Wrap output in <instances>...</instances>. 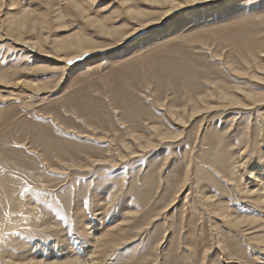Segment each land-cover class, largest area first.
<instances>
[{"label":"rangeland","instance_id":"374dc122","mask_svg":"<svg viewBox=\"0 0 264 264\" xmlns=\"http://www.w3.org/2000/svg\"><path fill=\"white\" fill-rule=\"evenodd\" d=\"M125 1L0 0V264H264V0Z\"/></svg>","mask_w":264,"mask_h":264},{"label":"bare ground","instance_id":"6f19581e","mask_svg":"<svg viewBox=\"0 0 264 264\" xmlns=\"http://www.w3.org/2000/svg\"><path fill=\"white\" fill-rule=\"evenodd\" d=\"M67 1V0H66ZM155 1V0H154ZM174 1V0H173ZM180 1V0H179ZM218 2V0H197V2L196 3H192L191 2V0H182L181 2H174V4H172L171 2H168V1H165V0H157V3L156 4H166V6L167 7H169V11L167 12L168 14H170L171 12H175V11H178V10H180V9H183V8H185L186 6H193V5H195L196 7L197 6H200V5H205V4H208V3H215V2ZM222 1H227V2H229V0H222ZM235 1V0H234ZM237 1V0H236ZM235 1V2H236ZM68 2H69V0H68ZM125 2H127V0L125 1ZM152 2V1H151ZM226 2V3H227ZM70 3V2H69ZM133 3V2H132ZM153 4H154V2H152ZM231 3V2H230ZM126 4V3H125ZM227 4H229V3H227ZM227 4H226V6H227ZM232 4V3H231ZM178 5H183V7H178ZM75 6V5H74ZM74 8H76V7H74ZM129 9V8H128ZM130 10V9H129ZM136 10V9H135ZM67 11H69V10H67ZM128 12V11H127ZM133 12V11H132ZM132 12H130L131 14H132ZM140 12V11H139ZM158 12V11H157ZM129 13V12H128ZM159 14H161L162 15V13L161 12H158ZM25 14V13H24ZM140 14V13H139ZM156 14V13H155ZM153 15H154V13H153ZM138 16V19H139V15H137ZM136 16V17H137ZM155 16V15H154ZM157 16L159 17V15L157 14ZM164 16H166L164 13H163V15L161 16V18H159L158 20H156L155 21V19L153 18V20L154 21H149V23H146V24H140V25H137L138 26V29H134L133 31V33L132 34H130V35H127L126 37H123L124 35H122V37L121 38H123L122 40L121 39H119L120 41H118L120 44L123 42V41H125V40H132L133 38H136L137 36V33L139 32V31H141V30H143V31H147L148 29H152V28H154L156 25H158L159 23H160V21H162V18H164ZM87 17V16H86ZM146 17V16H145ZM158 17H156V19L158 18ZM27 18V17H26ZM166 18V17H165ZM140 19H142V18H140ZM147 20H148V18H146ZM145 19V20H146ZM152 19V18H151ZM143 20V19H142ZM138 21V20H137ZM141 21V20H140ZM147 22V21H146ZM134 23V22H133ZM142 23V22H141ZM162 23V22H161ZM13 24H15V23H13ZM20 24H22V22L20 23ZM19 24V25H20ZM131 24V23H130ZM24 25V24H23ZM133 25V24H132ZM9 26V25H8ZM20 28V27H19ZM18 28V29H19ZM27 28V27H26ZM103 28V27H102ZM112 29V28H111ZM20 30V29H19ZM29 30V29H28ZM41 31H44V30H41ZM104 31H105V29H104ZM117 31V30H116ZM109 32V31H108ZM110 32H112V31H110ZM16 33H17V31H16ZM122 33V32H121ZM129 32H127V34H128ZM14 34H15V30H14ZM97 34H99V33H97ZM115 34V33H114ZM124 34V33H123ZM17 35H20V34H17ZM24 35V34H23ZM31 35V34H30ZM35 36V35H34ZM41 36V35H40ZM111 36V35H110ZM115 36V35H114ZM136 36V37H135ZM5 37V36H4ZM82 37V36H81ZM113 37V36H112ZM112 37H111V39H112ZM6 38V37H5ZM14 38H16V37H14ZM18 38V37H17ZM26 38V37H25ZM117 39H118V36L116 37ZM116 38H114V40H116ZM37 39H38V37H37ZM13 40V39H12ZM130 40V41H131ZM133 40H135V39H133ZM17 41V40H16ZM23 41V40H22ZM25 41V40H24ZM61 41V40H60ZM85 41V40H84ZM116 41V42H117ZM71 42H74L75 43V46H74V49L75 50H77V51H75L73 54H71V55H74L75 57H73L74 59L75 58H78L79 57V59L81 60V59H83V58H85V57H88V55H91V54H93L94 53V50H95V47H93V46H91V47H87V46H90L89 44L87 45V46H85L84 45V43H83V41H81V40H79V39H76V38H74V37H70V38H68V40H67V42H64V43H60V42H57V46H58V48L59 49H61L62 51H64L65 52V50H68V49H70V46H69V44L71 43ZM17 44V43H16ZM56 44V43H55ZM134 44V43H133ZM20 45V44H19ZM26 45V44H25ZM27 45H29L30 46V48L31 49H35V48H37V44L36 43H30V44H27ZM136 45V44H135ZM56 46V47H57ZM72 46V45H71ZM132 46V45H131ZM56 47H54V48H56ZM111 47V46H110ZM71 50V49H70ZM58 52V51H57ZM77 52V53H76ZM88 54V55H86V56H84L85 54ZM41 55V54H40ZM84 56V57H81V56ZM109 55V54H108ZM70 56V55H69ZM72 58V59H73ZM109 58V57H108ZM61 65H63V64H61ZM60 65V66H61ZM58 71V70H57ZM5 77V76H4ZM4 79V78H3ZM2 80V79H1ZM41 94V93H40ZM190 95V94H189ZM188 95V96H189ZM223 95V94H222ZM192 96V95H191ZM221 98H224V97H221ZM264 99V98H263ZM235 101V100H234ZM234 101H232L233 103H234ZM262 101V100H261ZM231 102V103H232ZM236 103H238L237 101L234 103V106H236L235 104ZM238 105H240V104H238ZM243 106V105H242ZM209 109V108H208ZM260 109V108H259ZM257 110V109H256ZM188 111V110H187ZM189 111H190V109H189ZM233 111V110H232ZM183 113H184V111H182ZM227 112V111H226ZM182 113V114H183ZM188 113V112H187ZM206 113V112H205ZM210 113V112H209ZM263 118V117H262ZM263 120V119H262ZM243 186V185H242ZM183 190V189H182ZM241 190V189H240ZM242 190H243V188H242ZM247 190V189H246ZM261 190V189H260ZM257 191V190H256ZM258 192V191H257ZM241 193V192H240ZM244 193H247V191L245 192L244 191ZM255 193V192H254ZM259 194V193H258ZM263 194H264V192H263ZM249 195V194H248ZM262 195V194H261ZM254 197H256L255 195H253ZM252 196V193H251V197H253ZM259 196V195H258ZM250 197V198H251ZM261 197V196H260ZM263 197V196H262ZM259 198V197H258ZM257 197H256V199H258ZM225 199V198H224ZM223 199V200H224ZM246 199V198H245ZM260 199V198H259ZM261 200V199H260ZM201 201V200H200ZM204 201L206 202V203H209V205H208V207H209V209H210V207H212V208H214L215 206L214 205H211L210 204V202L208 201V199L207 198H205L204 199ZM228 201V200H227ZM264 201V200H263ZM222 202V201H221ZM234 202V201H233ZM244 202V201H243ZM254 202H256L255 200H254ZM232 203V202H231ZM222 204V203H221ZM262 204V203H261ZM264 204V203H263ZM202 206V205H201ZM254 206V205H253ZM207 207V208H208ZM227 207V206H226ZM231 208V207H230ZM208 209V210H209ZM224 209V208H223ZM245 209V208H244ZM202 210V209H201ZM222 210V209H221ZM223 211V210H222ZM209 212V211H208ZM217 212H218V210H217ZM245 212H247V211H245ZM252 212V211H251ZM263 212V211H262ZM210 214H212V215H214L215 217H217L218 219H220L221 221H224V222H226L225 223V225L226 224H234V225H236L235 223L238 221L237 219V221H235V218H229L228 217V215H218L217 213H216V211L215 210H212V212H209ZM219 213V212H218ZM253 213H255V212H253ZM231 214V213H230ZM245 218V217H244ZM250 218V217H249ZM240 219V218H239ZM247 219V218H246ZM217 220V219H216ZM242 221V220H241ZM243 222V221H242ZM253 222H255V220H253ZM260 222V221H259ZM240 223V222H239ZM249 223H252V219H251V222H249ZM246 224V223H245ZM244 224V225H245ZM248 224V223H247ZM254 224V223H253ZM260 224V223H259ZM258 224V225H259ZM262 224V223H261ZM250 225H252V224H250ZM257 225V226H258ZM262 225H264V224H262ZM241 226H243V225H241ZM246 226V225H245ZM245 226L243 227L244 229H246L245 228ZM256 226V224H255V226H254V228H256L257 227ZM260 226V225H259ZM238 227H239V225H238ZM247 227V226H246ZM264 227V226H263ZM234 228H237V227H234ZM260 228H261V226H260ZM260 228H256V230L257 229H260ZM235 230V229H234ZM261 230V229H260ZM259 230V231H260ZM109 231V230H108ZM258 231V230H257ZM262 232V231H261ZM249 233H251V232H249ZM259 233V232H258ZM218 234V233H217ZM256 234H257V232H256ZM256 234H254V235H256ZM219 235V234H218ZM258 235H260V234H257V236ZM262 235V234H261ZM260 235V236H261ZM243 236V235H242ZM246 236V235H245ZM249 236V235H248ZM256 236V237H257ZM264 236V235H263ZM256 237L254 238V241H257V240H259L260 238H259V236L257 237L258 239H256ZM262 237V236H261ZM113 238V237H112ZM114 238H115V236H114ZM113 238V239H114ZM250 238V237H249ZM263 238V237H262ZM262 238H261V241H262ZM241 239V238H240ZM249 240H251V239H249ZM263 240H264V238H263ZM260 241V240H259ZM260 241V242H261ZM260 244V243H259ZM110 246V245H109ZM112 247V246H111ZM262 247V246H261ZM108 251V250H107ZM222 251V250H221ZM104 261V260H103ZM56 262H58V261H56ZM65 262V261H64ZM71 262V261H70ZM69 262V263H70ZM221 262V261H220ZM41 263V262H40ZM39 263V264H40ZM65 263H68V262H65ZM75 263H77V262H75ZM34 264V263H33ZM78 264H80V263H78Z\"/></svg>","mask_w":264,"mask_h":264},{"label":"snow or ice","instance_id":"6c2138e0","mask_svg":"<svg viewBox=\"0 0 264 264\" xmlns=\"http://www.w3.org/2000/svg\"><path fill=\"white\" fill-rule=\"evenodd\" d=\"M191 2L192 3H196L197 0H191ZM178 7H183V5H178ZM165 15L167 16L169 14L168 13H165ZM85 55H88V54L86 53ZM68 63H71V61H69ZM102 202L103 203H110L111 202L110 199H108V194H106V196H105V198H104V200ZM89 207H92V205H90ZM210 254H211L210 252H208V253L205 254L206 255V264H207V257H209Z\"/></svg>","mask_w":264,"mask_h":264}]
</instances>
